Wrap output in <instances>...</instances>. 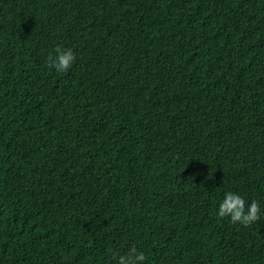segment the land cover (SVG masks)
Returning <instances> with one entry per match:
<instances>
[{
    "label": "trees",
    "instance_id": "trees-1",
    "mask_svg": "<svg viewBox=\"0 0 264 264\" xmlns=\"http://www.w3.org/2000/svg\"><path fill=\"white\" fill-rule=\"evenodd\" d=\"M225 191L258 220L218 218ZM132 246L264 264V0H0V264Z\"/></svg>",
    "mask_w": 264,
    "mask_h": 264
},
{
    "label": "clouds",
    "instance_id": "clouds-1",
    "mask_svg": "<svg viewBox=\"0 0 264 264\" xmlns=\"http://www.w3.org/2000/svg\"><path fill=\"white\" fill-rule=\"evenodd\" d=\"M75 60L76 55L71 48L57 46L54 54L51 52L48 54L46 64L59 73L68 71ZM261 211V206L256 200L250 201L245 206L243 196L232 191H225L215 209V215L218 218H227L231 223L248 226L258 220ZM113 259L115 264H146L145 253L135 246L129 247L123 254H117Z\"/></svg>",
    "mask_w": 264,
    "mask_h": 264
}]
</instances>
